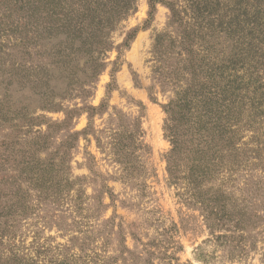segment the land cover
Instances as JSON below:
<instances>
[{
    "label": "rangeland",
    "instance_id": "374dc122",
    "mask_svg": "<svg viewBox=\"0 0 264 264\" xmlns=\"http://www.w3.org/2000/svg\"><path fill=\"white\" fill-rule=\"evenodd\" d=\"M77 2L66 0L61 19L75 16ZM237 2L135 0L99 35L19 39L6 30L15 11L0 1V209L13 202L12 183L27 190L19 181L24 159L51 167L59 189L40 200L27 191L30 214L8 220L0 255L38 264H264L260 102L251 115L228 112L232 144L195 183L207 198L223 195L243 225L207 218L167 171L168 110L192 75L207 89L210 67L212 85L228 82L233 94L242 76L237 93L247 101L260 88L256 100L264 102V52L262 67L249 59L255 45L237 43ZM241 49L248 57L238 63Z\"/></svg>",
    "mask_w": 264,
    "mask_h": 264
},
{
    "label": "trees",
    "instance_id": "16d2710c",
    "mask_svg": "<svg viewBox=\"0 0 264 264\" xmlns=\"http://www.w3.org/2000/svg\"><path fill=\"white\" fill-rule=\"evenodd\" d=\"M0 1L5 2L6 6L15 11V23L12 22L6 30L13 29V32H18L19 39L21 35L26 37L27 34H32V39L49 37L56 31L69 36H81L91 29L99 35L102 31L112 30L116 21L126 17L135 4V0H78L73 7L75 16L61 19V11L66 5V0ZM31 2L32 6H29ZM237 4L238 10L235 13L237 14V19H235L238 30L237 43L240 48L255 45V50L247 51L250 52L249 59L256 58L258 63L264 52L262 47L264 45L262 41L264 38V0H238ZM1 25L0 20V32L3 31ZM20 45L23 47L22 40ZM86 48L87 46L82 47L85 52H87ZM247 51L241 49L238 54V63L244 55L245 58L248 57ZM258 64L263 67L262 62ZM210 72L211 68L206 67L202 77L203 81L207 80L208 84L205 86L208 90L204 88L202 81H198L199 74H194L190 77L188 90L183 94L179 93L171 109L168 110V132L172 149L167 155V171L174 185L186 184L185 188L189 198L202 208L207 218H213L218 222H232L238 228L244 224L245 216L232 211L227 212L223 195L212 194L207 198L203 195L200 184L195 183L202 181L209 171H213L215 164L222 159L219 155L224 149L229 150L232 144L228 112L235 109L234 115H241L244 111L251 115L257 102H260L258 109H264V102L262 95L258 96V101L256 100V92L258 90L259 93L260 88L254 89V96L247 101L244 99L245 95L237 93L240 87L236 88V85L243 83L242 76L235 78L233 94V88L227 85L228 82L221 89L212 85L209 81ZM194 91L195 94L190 96L189 93ZM234 103L235 107H233ZM219 130L222 132L219 133ZM223 145H228V148H221ZM21 166L19 181L26 184L27 190L23 192L20 186L12 183V186H16L13 192H17L12 196L13 202L9 204L8 211L5 208L0 209V246H3L4 240H9V233L13 229L8 224V220L22 219L30 214L29 203L25 199L27 191L35 192L37 200L59 194L58 185L53 182V178L48 173L51 167L39 168L29 158L24 159ZM240 230L243 228L241 227ZM0 264L38 263L36 260H29L21 255H0Z\"/></svg>",
    "mask_w": 264,
    "mask_h": 264
}]
</instances>
